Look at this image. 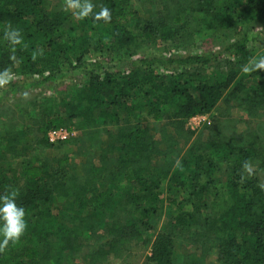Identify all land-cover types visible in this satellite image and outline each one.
I'll return each mask as SVG.
<instances>
[{"label":"trees","instance_id":"16d2710c","mask_svg":"<svg viewBox=\"0 0 264 264\" xmlns=\"http://www.w3.org/2000/svg\"><path fill=\"white\" fill-rule=\"evenodd\" d=\"M46 2L0 0V77L20 76L8 79L0 103L3 97L74 78L59 103L46 96L41 103L49 102L46 107L31 101L33 108L25 114L31 119L40 114L38 130L45 145L52 144L46 136L50 128L71 131L77 125L98 131V124L112 122L116 129L105 133L109 144H115L116 170L127 184L123 193V185L106 194L85 191L84 199L75 197V209L64 210L52 192L60 182L54 180L52 187L51 181L64 173L66 157L54 166L38 153L24 159L20 168L9 161L0 164V196L14 194L26 221L15 243L4 245L0 237V264H60L64 251L78 247L80 236L91 229L81 224L88 220L81 217L93 206L100 211L108 202L120 204L123 196L130 204V220L113 225L116 242L122 240L118 237L144 241L145 233L154 230L152 219L167 210L166 223L153 236L148 256L152 264H175L173 232L205 240L198 229L212 233L219 264H264V186L256 171L247 170L257 163L264 173L260 141L253 137L228 144L214 136L204 148L189 147L176 162L159 169L151 164L157 142L148 139L146 126L148 120L184 122L207 114L224 97L250 108L264 105V70L242 71L243 65L264 56L252 32L255 22H264V0H196L194 9L204 14L202 20L210 15L218 28L233 30V36L215 49L180 55L139 51L144 42H183L188 37L177 23L141 18L130 0H91L93 13L109 10L107 21L93 15L80 18L79 10H49ZM9 25L19 29L21 43L9 42ZM6 112L2 109L0 116ZM164 140L172 146L168 137ZM21 141L8 133L0 136V163ZM218 161L227 163L223 181L214 177ZM72 216L77 222L68 224Z\"/></svg>","mask_w":264,"mask_h":264},{"label":"rangeland","instance_id":"374dc122","mask_svg":"<svg viewBox=\"0 0 264 264\" xmlns=\"http://www.w3.org/2000/svg\"><path fill=\"white\" fill-rule=\"evenodd\" d=\"M46 1V7L49 10L78 11L76 8L69 7L68 0ZM90 1L87 0V2ZM130 1L133 9L141 18L149 21H157L160 18L169 26L177 23V27H181L185 36L188 37L183 42H144L139 48L141 53L160 54L165 51L180 55L202 52L217 48L221 42H227L233 36V30L218 28L210 15L202 20L204 14L194 9L196 0ZM80 2L84 3L85 0H80ZM252 32L257 35L255 47L263 49L264 22H255ZM10 77L11 81L20 78L18 75ZM10 77H0V80L7 81L0 83V91L9 84ZM73 80L74 78L68 76L50 87L33 88L18 93L16 97H3L0 103V111L7 109L6 116L4 118L0 116V136L8 133L22 139L18 142L15 153L8 155L6 153L5 161L0 164L5 165L9 161L11 166L20 168L24 159L38 153L37 157L49 160L54 166L57 159L66 157L67 165L62 169L64 173L56 175L51 181L52 187L54 180L60 182L52 188V192L56 203L64 210L75 209V197L80 195L84 199L85 191L105 190L104 194H106L108 189L123 185L121 188V193H123L127 184L122 172L116 170L118 152L115 144L113 142L109 144V137L105 133V129H116L112 122L108 121L106 125L105 122L98 124V131L83 127L79 129V126L74 125L71 130L72 136L68 141L45 145L40 140L41 133L38 130V125L42 122L40 114L36 112L37 118L35 119L28 118L25 114L33 108L31 101H34L40 109L46 107L49 102L41 104L44 99L46 100V96H54L56 103H59L61 96L67 93V85L72 84ZM82 104H87V102ZM17 122L22 123L23 126H16ZM146 126H148V139L157 142L150 155L151 164L157 165L159 169L164 168L173 160L176 162L189 147L204 148L214 136L228 144L246 143L250 138L255 137L264 148V105L250 108L248 104L235 98L224 97L211 112L192 117L184 122L148 120ZM165 136L172 144L171 147L166 146ZM218 165L219 169L214 172V177L223 181L227 163L218 161ZM247 170L248 172L256 171V175L259 176L264 186V173L257 163L250 164ZM128 172L130 170L126 173ZM120 200L121 203L117 205L108 202L100 211L93 206L84 218L81 217L82 220L88 219L83 220L81 224L86 223L91 226V229L80 236L78 247L64 251V258L60 264H152L148 256L153 236L166 223L167 210L152 219L154 230L145 233L147 239L144 241L136 242L132 238L118 237L125 242L122 240L116 242L117 235L113 225L116 223L120 225L130 220L128 199L123 196ZM77 218L76 216L70 217L67 220L68 224L76 223ZM178 231L173 232L177 234L173 254L175 264H219L217 255L212 249L214 243L212 233L198 229L197 231L205 239L203 240L198 236L195 239L189 233Z\"/></svg>","mask_w":264,"mask_h":264},{"label":"clouds","instance_id":"9594fccd","mask_svg":"<svg viewBox=\"0 0 264 264\" xmlns=\"http://www.w3.org/2000/svg\"><path fill=\"white\" fill-rule=\"evenodd\" d=\"M69 7L76 8L79 11L77 15L80 18L93 15L94 18H103L105 21L110 19V12L107 8H102L99 12L93 13V5L85 0H68ZM5 36L9 38V42L13 45L22 42V35L19 29L12 28L11 25L5 31ZM264 70V56L251 60L242 66L245 73L257 72ZM6 80H0V83H6ZM26 229L25 209L18 206L14 194L0 196V237H3L2 243L7 245L9 241L15 243L20 239Z\"/></svg>","mask_w":264,"mask_h":264},{"label":"built area","instance_id":"2783aa9c","mask_svg":"<svg viewBox=\"0 0 264 264\" xmlns=\"http://www.w3.org/2000/svg\"><path fill=\"white\" fill-rule=\"evenodd\" d=\"M46 136L47 140L54 144L68 140L72 136V132L65 127L58 126L48 129Z\"/></svg>","mask_w":264,"mask_h":264},{"label":"crops","instance_id":"0c3cea01","mask_svg":"<svg viewBox=\"0 0 264 264\" xmlns=\"http://www.w3.org/2000/svg\"><path fill=\"white\" fill-rule=\"evenodd\" d=\"M31 89V88H30ZM30 89H28V90H25V91H29ZM16 96V95H15ZM15 96H13V97H15Z\"/></svg>","mask_w":264,"mask_h":264}]
</instances>
